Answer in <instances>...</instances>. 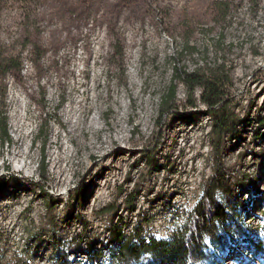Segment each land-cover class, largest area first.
<instances>
[{"label": "rangeland", "instance_id": "1", "mask_svg": "<svg viewBox=\"0 0 264 264\" xmlns=\"http://www.w3.org/2000/svg\"><path fill=\"white\" fill-rule=\"evenodd\" d=\"M6 59L12 62L7 65ZM176 66L188 72L222 68L230 76L226 103L234 129L222 158L231 175L248 180L251 193L238 190L247 205L242 212L247 223L260 224L264 0H0V115L5 111L11 135L7 143L0 140V253L5 260L50 264L62 252L54 246L57 237L67 242L65 254L78 264L96 259L109 264L113 224L127 235L142 228L135 241L168 239L187 224L204 180L214 173L213 119L201 89L190 95L182 82L177 83V108L161 116L162 95ZM96 82L99 96L84 103L85 123L103 110L104 130L93 133L87 127L79 141L72 133L76 145H67L76 157L70 182L55 188L50 180L58 151L55 133L69 139L65 110ZM17 112L28 134L24 140L16 132ZM113 120L127 135L132 131V141L111 146L106 163L118 153L123 158L104 178L105 193L97 197L95 175L86 179L88 163L91 173H105L106 163L98 167L104 155L88 158V149L94 138L104 144L110 133L106 122L113 125ZM45 131L47 139L36 143ZM20 147L29 151L31 176L15 167L25 162L12 155ZM105 207L114 211L102 214ZM246 259L264 264L263 255L244 245L233 247L227 264Z\"/></svg>", "mask_w": 264, "mask_h": 264}, {"label": "trees", "instance_id": "2", "mask_svg": "<svg viewBox=\"0 0 264 264\" xmlns=\"http://www.w3.org/2000/svg\"><path fill=\"white\" fill-rule=\"evenodd\" d=\"M3 61L7 65L12 62L11 59ZM174 72L172 83L162 95L161 116L177 108L178 82L187 87L190 95L198 88L201 89V100L209 107L213 119L211 134L215 150L214 173L204 180L196 208L187 224L171 233L168 239L150 236L135 241L134 238L142 228L127 235L121 226L113 224L108 241L115 245L109 248V264H227L231 250L238 245L252 249L260 257L264 256V220L256 226L247 223L242 212V208L247 205L238 195L240 189H245L247 194L251 193L248 180L231 175L222 158L227 137L234 129L233 118L228 113L229 104L226 103L231 78L222 68L209 72H188L176 66ZM190 105H197L194 98H191ZM5 114L1 110V143L9 142L11 136ZM47 137L48 132L45 131L39 135L36 143H44ZM128 203H131L130 199ZM112 211L114 207H105L101 213ZM53 243L62 252L52 258L50 264H78L74 258L65 254L66 241L54 237ZM96 258L99 257L96 255ZM148 258H151L149 263L146 261ZM0 264L33 263L18 257L5 260V256L0 253ZM94 264H99L97 259ZM239 264L253 263L246 259Z\"/></svg>", "mask_w": 264, "mask_h": 264}, {"label": "bare ground", "instance_id": "3", "mask_svg": "<svg viewBox=\"0 0 264 264\" xmlns=\"http://www.w3.org/2000/svg\"><path fill=\"white\" fill-rule=\"evenodd\" d=\"M98 87H99V83L96 82L93 88L89 87L88 89H86L80 96L81 98L75 100L72 104L68 106V109L65 110L64 118L69 120L70 122L69 123L70 132L67 134L69 139L67 141L62 140L60 134L55 133V139L53 143L57 146L58 151L54 152L52 164L50 166L51 168L50 180L52 181L53 187L55 188H58L59 186L68 184L70 182V178L68 177V171L72 169L71 167L74 164V157H76L75 151L70 146L67 145V143L70 142L76 145V141L73 138L72 133H76L78 140L81 138V134L87 133L86 132L87 127H89V131L93 133H97L101 130H104V126L101 124L100 121V119L102 118V114L104 113L103 110H99L98 113H96L94 116H92L89 119L87 124L85 123L86 108L84 107V103L90 97L99 96V94L96 93V89ZM126 110H128V106L126 107L125 111ZM14 117L18 120L16 122V132L18 133V139L24 140L28 134L25 133L23 130L22 115L19 112H17L15 113ZM113 121H114L113 125L108 121L106 122L107 129L110 131V133L104 139V144L102 145L99 144L100 141L94 140L96 139L94 138L91 140L90 150L88 149L89 151L87 156L88 158H90L91 154H94L96 152L102 153L104 155L103 159L96 163L98 167L105 165L107 160L106 154L113 150L111 146L113 145V143H115V141H118L121 144L132 141V131L130 132L131 134L127 135L125 133L126 131L125 127L122 124H120L119 121H115V120ZM115 127H118V129L113 134V130H115ZM28 152H29L28 149L20 147L19 151L12 152V155L22 157V160H25L24 163H22V161H19L15 166L16 169L18 171H25L28 174V176H31L33 174V171L30 169L31 164L26 162V159L28 158L29 155ZM122 158H123V154L121 153L116 154L115 159H113L109 163H106L105 173L98 171L95 173L93 172L91 173L94 167L90 166L91 163H88V173L86 175V179L88 180L95 175V179H94L95 181L93 187L94 189L92 188L93 189L92 193L93 192L96 193L97 197L102 196L105 193L103 190L107 186L108 181H105V184H103L104 178H107V176L110 175L113 165L119 166L118 161L121 160ZM90 193L91 190L88 192V194ZM87 197L85 198V200H88Z\"/></svg>", "mask_w": 264, "mask_h": 264}]
</instances>
